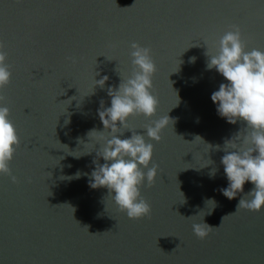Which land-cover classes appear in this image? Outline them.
<instances>
[{
	"label": "water",
	"instance_id": "1",
	"mask_svg": "<svg viewBox=\"0 0 264 264\" xmlns=\"http://www.w3.org/2000/svg\"><path fill=\"white\" fill-rule=\"evenodd\" d=\"M232 25L245 51L264 50V0H0V49L11 71L0 96L19 138L9 165L16 183L0 175V264H264V209L236 211L252 185L232 200L219 191L227 185L223 141L244 125L217 115L210 94L225 81L206 69L204 52ZM131 42L149 47L156 66L152 119L174 121L149 141L158 172L141 188L150 216L137 220L106 188L88 186L95 150L69 155L83 149L77 138L102 130L96 111L130 73ZM96 71L108 80L87 95ZM149 123L134 116L128 127L142 134ZM200 222L219 227L201 240L192 230Z\"/></svg>",
	"mask_w": 264,
	"mask_h": 264
},
{
	"label": "clouds",
	"instance_id": "2",
	"mask_svg": "<svg viewBox=\"0 0 264 264\" xmlns=\"http://www.w3.org/2000/svg\"><path fill=\"white\" fill-rule=\"evenodd\" d=\"M129 48L130 73L123 78L119 75L120 83L115 88L108 87L110 106L105 107L101 100L96 111L102 130H88L87 142L77 138V143L82 144L83 149L69 155L80 158L95 150L92 160L94 167L90 173L84 174L88 177V186L91 189L106 188L117 210L129 219L137 220L150 216V205L141 195V188L152 186L158 172V166L152 162L153 143L149 141H159L162 130L174 121L167 114L152 119L157 112L158 100L152 92L156 66L151 49L137 42H131ZM204 55L207 57L206 69L214 68L225 81L210 94L217 115L228 124L235 125L239 121L244 125L242 130L223 141L224 154L220 164L227 185L219 191L232 200L238 193H243V186L247 182L252 187L238 200L236 211H260L264 209V50L252 48L245 51L240 29L232 25L219 38L216 50L209 52L206 47ZM194 60L195 57L189 58L190 63ZM96 76L100 78L95 79ZM10 79L7 56L0 49V89L5 88ZM107 80V75H100L96 71L92 90L87 95L93 94L96 87L103 89ZM9 116L10 109L4 97L0 96V175H6L12 183H16L9 165L19 146V138ZM134 116H143L150 121L142 134L128 127V121ZM68 122L65 121L66 124ZM125 130L131 135L124 137ZM197 138L202 141L199 136L195 140ZM213 147L220 149L219 145ZM100 159L104 161L103 164L98 162ZM211 163V160H207L201 168ZM216 171L215 167L211 168L209 178H213ZM80 175L77 171L72 178L78 179ZM209 202L213 204L208 209L207 214L210 215L215 202L208 198L205 203L208 205ZM226 216L221 217V222ZM218 227L203 222L192 224L194 235L201 240L207 237L209 230Z\"/></svg>",
	"mask_w": 264,
	"mask_h": 264
}]
</instances>
